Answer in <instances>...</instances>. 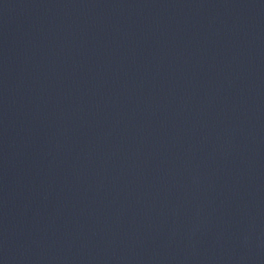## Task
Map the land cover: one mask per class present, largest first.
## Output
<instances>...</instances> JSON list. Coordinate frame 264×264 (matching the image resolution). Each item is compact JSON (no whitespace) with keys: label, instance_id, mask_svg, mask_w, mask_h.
Here are the masks:
<instances>
[{"label":"water","instance_id":"water-1","mask_svg":"<svg viewBox=\"0 0 264 264\" xmlns=\"http://www.w3.org/2000/svg\"><path fill=\"white\" fill-rule=\"evenodd\" d=\"M0 264H264V0H0Z\"/></svg>","mask_w":264,"mask_h":264}]
</instances>
